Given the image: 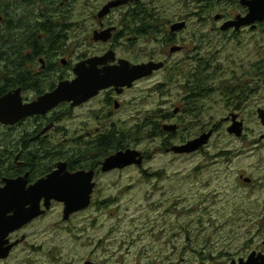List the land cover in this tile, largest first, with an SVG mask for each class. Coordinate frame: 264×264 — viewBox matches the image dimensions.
I'll return each instance as SVG.
<instances>
[{"label":"rangeland","instance_id":"374dc122","mask_svg":"<svg viewBox=\"0 0 264 264\" xmlns=\"http://www.w3.org/2000/svg\"><path fill=\"white\" fill-rule=\"evenodd\" d=\"M99 1L102 0L92 3L97 6ZM214 4L206 11L205 2L198 4L194 0H145L142 6L154 14L160 31L134 34V46L124 39L117 45L119 56L134 61L151 56L162 58L168 50V23L185 19L187 29L178 38L186 40L190 50L173 56L172 65L194 69V56L198 55L213 64L218 39L224 37L234 38L239 65L241 58L252 53L247 43L252 35H224L217 31L221 22L214 16L220 13L233 18L243 8L239 0H216ZM121 16L115 13L112 18ZM239 39L243 45H239ZM171 69L129 90L122 100L123 109L116 115L125 122L119 127L129 131L128 148L142 151L146 156L144 164L101 172L93 203L87 210L65 222L64 207L56 203L32 230L35 236L30 242L44 245L46 251L52 246L58 264H83L86 259L105 264H230L232 258L246 256L248 251L242 248L246 239L259 242L264 237V143L259 150L251 146L264 134V125L256 115L255 104L241 111L246 137L241 141L227 131L224 118L232 110L216 104L219 95L211 94L202 101L205 109L198 126L185 130L181 127L177 135L180 141L187 133L193 135L219 124L204 152L181 157L168 154V133L163 126L168 125V113L184 106L186 95L179 87L183 78L176 76L174 83H168ZM87 111L86 106L67 115L62 127L68 133L51 138V149L55 151L47 156L48 162L74 148L71 139L75 133L84 135L97 128L87 124ZM224 149L231 150L226 158L221 152ZM81 158L85 162L84 156ZM89 158L101 157L94 152ZM241 174L250 177L252 183L245 184ZM23 253L24 250L19 256ZM40 258L48 260L47 254Z\"/></svg>","mask_w":264,"mask_h":264},{"label":"flooded vegetation","instance_id":"af4514ba","mask_svg":"<svg viewBox=\"0 0 264 264\" xmlns=\"http://www.w3.org/2000/svg\"><path fill=\"white\" fill-rule=\"evenodd\" d=\"M114 1L117 0H102L96 4L97 6H94L92 0H0V35L2 30L4 34V38L0 39L1 67H3L4 61H9L13 57L12 29H19L22 38L21 54L18 56L21 59V69H5L4 73L0 72V89H7L3 95L20 89L23 102L31 103L40 96L54 91L61 82L75 80L79 64L94 57L105 56L109 51H114V58H111L107 63H100L99 69L117 66L121 60H126L132 65L150 61L165 63L164 68L154 71L150 76L136 80L132 87L109 86L78 106H73L72 102H62L45 114L26 117L13 125L0 122V189L6 187V179L20 177L27 179V187H29L56 170L59 162H66L67 171L70 173L94 170V181L98 185L97 179L101 172L109 173L102 171V161L109 155L128 148H123L124 129L119 127L125 122L116 118L117 113L123 109V97L139 83L147 81L158 72L172 67V72L168 76V83H174L176 76L183 78L184 82L180 83L179 87L186 95L183 97L184 106L182 108L177 107L173 114L168 113V126L175 125L177 129L175 131L168 129V132L163 129L168 133V145L165 147L168 154L181 157L204 152L205 146L216 134L219 124L213 125V128L208 130L203 128L193 135L187 133L180 141L177 135L181 127L185 130V128L194 125L198 126L199 119L205 109L202 101L211 94L219 95L216 104L222 103L226 108L232 110L224 118L228 126L227 131L235 121L242 122L245 129V120L241 111L253 104L256 106V115L261 121L259 110L264 109V21L257 22L255 27H253L254 24H250L240 30H235V28L222 29L225 22L234 19L239 14H247L248 8L246 6L240 3L243 10L233 18H227L218 13L214 19L221 22L216 29L224 35L228 32H233L235 36L243 32L251 34L252 37L247 39V43L252 53L247 58H241L242 60L238 65L235 59L236 49L232 44L235 41L234 38H220L212 55L215 58L213 64L204 56L198 55L194 56L196 67L189 69L171 64L173 56L190 50L187 41L178 38L187 29L188 21L185 19H181V21H186V27L178 31L171 30L174 22L168 23V30H165L168 50L162 55V58L151 56L145 61H134L128 57L119 56L117 45L123 44L124 39H129V46H134V40L131 37H134V34H141V13L148 11V9L142 6L145 0H126L119 6L111 7L109 12L102 16L100 13L104 7ZM115 13H121V18L113 19ZM217 15L221 16L220 19H216ZM153 23L155 24V22ZM156 26L157 30L160 31L159 25ZM110 28L113 30L109 40H95L96 31ZM129 34H133V36ZM237 42L239 45H243L240 39ZM174 46H179L181 49L172 52L171 48ZM121 90L122 92H120ZM93 102L95 104L90 106ZM86 106L87 115H89L87 124L96 125L97 128L84 133V135L75 133L71 139L75 145L74 148L70 147L67 152H62L61 155L48 162L47 156H52L55 151L51 149V138L62 133H68L67 129L62 127L69 118L67 115L76 109L86 108ZM179 115L182 116L180 120L177 118ZM172 121H177V123H172ZM209 131H213L212 137L208 144L202 146L198 151L183 154L172 151L173 146L186 144ZM110 133L117 139L115 145H109L103 141ZM229 136H236L241 141L246 138L244 132L240 137L232 133H229ZM263 143L264 134L253 140L251 146L255 147V150H259ZM78 147H82V149ZM34 148H38L39 153H37L38 157L32 161L28 158H33ZM230 151L222 150L223 157L226 158L231 153ZM94 152L99 153L101 157L98 165L93 164V158H89V155L93 156ZM82 156L85 160L83 163ZM242 175L245 176L241 174L240 179ZM241 180L244 182L243 179ZM252 181L245 182V184L249 185ZM93 195L90 206L93 203ZM56 203L65 207L63 202L52 200L51 206L45 214L10 232L3 240L4 248H9V250L6 256L0 257V264H8L13 260H15L14 264H58V261L53 258L55 251L52 246H48L50 248L46 251L44 245L34 244L35 241L30 242L35 236L31 233L32 230L39 221L48 216ZM44 204L45 198L41 200L42 208H44ZM90 206L73 213L68 220L64 219L63 213V220L65 222L71 220L75 214L87 210ZM12 214L13 212H10L9 215ZM59 233V230L56 231L57 237H59ZM246 240L242 247L248 251L246 256H239L238 259L232 258L231 263L233 261L240 262L241 259L247 260L251 255L255 258L264 256V237L259 242H255L253 239ZM23 250V255L19 256ZM46 254L48 260L43 261L40 256ZM87 261L105 264L93 259H86L83 264H86Z\"/></svg>","mask_w":264,"mask_h":264},{"label":"water","instance_id":"95a60500","mask_svg":"<svg viewBox=\"0 0 264 264\" xmlns=\"http://www.w3.org/2000/svg\"><path fill=\"white\" fill-rule=\"evenodd\" d=\"M126 0L110 2L101 11V15H106L111 7L119 6ZM240 3L248 8L245 15H237L224 23L223 30L241 28L250 24L264 21V0H241ZM220 15L216 19H220ZM186 21L174 22L172 31H178L186 27ZM113 28L96 31L95 40H109L112 36ZM181 47L174 46L172 52L180 50ZM114 51H109L105 56L94 57L87 62H83L77 67V78L73 81H64L52 92L40 96L31 103H24L20 89L8 92L0 98V122L13 125L20 120L36 115L45 114L62 102H72L73 106H78L96 96L100 90L116 86L120 88L132 87L134 82L140 78L150 76L154 71L164 68V62L150 61L148 63L132 65L126 60H121L117 66H109L99 69L100 63H107L114 58ZM87 63H89L87 65ZM122 92V90L120 91ZM259 117L264 125V109L259 110ZM163 129L175 131V125H164ZM229 133L242 136L244 126L242 122L235 121L228 129ZM213 131L205 132L196 139L190 140L183 145H175L172 151L178 154L192 153L198 151L202 146L208 144ZM145 155L142 151L127 148L119 150L102 161V171L110 172L116 169H125L130 166H142ZM94 170H82L75 173L67 171V163L59 162L57 169L47 177L38 180L35 184L27 187V179L20 177L17 179H6V187L0 189V257L6 256L9 248H4V239L10 232L30 223L33 219L50 208L52 200L64 203V219L80 210L86 209L92 202V195L96 188L94 181ZM244 182H251L250 177L242 175ZM45 198L44 208L41 200ZM13 212L12 215H9ZM261 259V261H260ZM86 264H97L87 261ZM231 264H264V256L255 258L251 255L247 260L240 262L233 261Z\"/></svg>","mask_w":264,"mask_h":264},{"label":"trees","instance_id":"16d2710c","mask_svg":"<svg viewBox=\"0 0 264 264\" xmlns=\"http://www.w3.org/2000/svg\"><path fill=\"white\" fill-rule=\"evenodd\" d=\"M195 2H197L198 4L205 2L206 5L204 6L206 11L211 10L212 8H214L216 5L214 4V2L216 0H194ZM157 12V11H156ZM155 12V14H156ZM154 14L152 12H142L141 13V26H140V32L141 34H153L155 32H158L157 30V26H155L154 22ZM12 46H13V57L9 60V61H4L3 62V67L0 66V72L4 73L5 69H13V70H19L20 65H21V59L18 57L21 54V43H22V38L20 36V30L17 28H13L12 29ZM3 30H2V34L0 35V39H3ZM5 91H7V89L5 90H1L0 89V96L3 95L5 93ZM124 133V146L123 148H127L128 144H126L127 138L129 137V131L124 129L123 131ZM115 135V133H114ZM106 144L109 145H115L117 139L113 137V134L110 133L108 134L107 137H105V139L103 140ZM33 150H35L34 154H33V158H28L30 160H34L35 158L38 157L37 153H39L38 148H34ZM32 157V156H30ZM100 159H96L94 160L93 164L98 165L99 164Z\"/></svg>","mask_w":264,"mask_h":264}]
</instances>
